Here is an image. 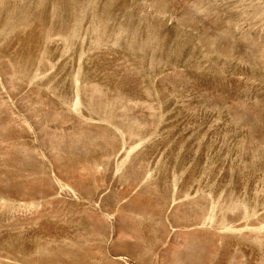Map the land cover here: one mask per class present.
<instances>
[{
	"label": "rangeland",
	"instance_id": "1",
	"mask_svg": "<svg viewBox=\"0 0 264 264\" xmlns=\"http://www.w3.org/2000/svg\"><path fill=\"white\" fill-rule=\"evenodd\" d=\"M0 264H264V0H0Z\"/></svg>",
	"mask_w": 264,
	"mask_h": 264
}]
</instances>
